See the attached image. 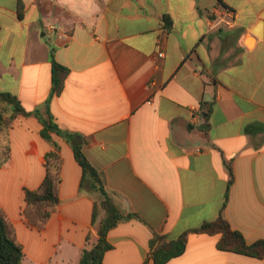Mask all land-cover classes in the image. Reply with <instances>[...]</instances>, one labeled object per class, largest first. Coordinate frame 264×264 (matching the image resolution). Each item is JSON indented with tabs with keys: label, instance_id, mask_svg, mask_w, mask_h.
Here are the masks:
<instances>
[{
	"label": "crops",
	"instance_id": "1",
	"mask_svg": "<svg viewBox=\"0 0 264 264\" xmlns=\"http://www.w3.org/2000/svg\"><path fill=\"white\" fill-rule=\"evenodd\" d=\"M0 0V91L26 111L51 89L49 50L69 73L49 103L58 127L81 138V151L124 215L108 233L102 264H143L153 233L167 240L217 219L231 163L224 215L248 244L264 240V27L252 29L264 0ZM231 27L219 28L227 18ZM236 41L226 65L227 37ZM254 37L248 48L245 40ZM162 54V56H160ZM210 108L206 121L202 113ZM34 117L0 132V208L23 246L22 264H78L97 239L104 211L71 143L53 135L63 161L59 203L42 231L20 214L24 189H36L51 145ZM247 128H250L247 131ZM72 140V141H73ZM87 237L89 240L87 241ZM218 235L189 234L167 264H264L219 251Z\"/></svg>",
	"mask_w": 264,
	"mask_h": 264
},
{
	"label": "trees",
	"instance_id": "2",
	"mask_svg": "<svg viewBox=\"0 0 264 264\" xmlns=\"http://www.w3.org/2000/svg\"><path fill=\"white\" fill-rule=\"evenodd\" d=\"M23 14L24 6L22 1L18 0L17 17L19 20L23 18ZM49 61L51 64V89L42 107L26 111L16 96L0 91V132H7L17 116L34 117L42 126L41 138L51 145V150L43 156L44 178L36 189H24L23 205L20 209L26 226L37 231L45 229L59 203L63 161L60 155V146L53 139V135L65 139L67 143H71L73 140V135H69L58 127L49 109L51 98L61 93L69 70L55 61L53 48L49 50ZM209 111L210 108L202 113L205 126ZM249 130L250 128H247V131ZM71 148L76 162L82 169L81 188L88 182L91 189L99 194V203L93 210V224L96 221V209L100 207L104 211V217L97 228V239L90 248L85 247L82 250L78 264H102L105 252L112 248L107 240L109 231L120 222L131 218L138 219V216L122 213L105 192L100 175L87 160L81 147L71 145ZM8 158L9 145L7 143L1 150L0 165ZM226 167L229 178L223 205L217 219L204 222L199 227L186 231L173 240H167L165 236L153 233L149 251V260L152 261V264H167L170 260L181 256L185 252L189 234L218 235L216 247L219 251L257 259L264 258V240L248 244L243 235L231 227L224 215L234 179L231 163H226ZM24 256L23 246L17 240L15 229L0 208V264H22ZM143 264H148L147 260Z\"/></svg>",
	"mask_w": 264,
	"mask_h": 264
},
{
	"label": "water",
	"instance_id": "3",
	"mask_svg": "<svg viewBox=\"0 0 264 264\" xmlns=\"http://www.w3.org/2000/svg\"><path fill=\"white\" fill-rule=\"evenodd\" d=\"M263 27H264V11L260 13V20L258 21V23L255 25V27L252 29V35L256 38H262L263 37ZM254 37H248L245 40V45L248 48H251L253 46V42H254ZM247 40H249V42H247ZM82 144L81 138L77 137L75 138L72 142L71 145L72 146H80Z\"/></svg>",
	"mask_w": 264,
	"mask_h": 264
},
{
	"label": "rangeland",
	"instance_id": "4",
	"mask_svg": "<svg viewBox=\"0 0 264 264\" xmlns=\"http://www.w3.org/2000/svg\"><path fill=\"white\" fill-rule=\"evenodd\" d=\"M225 45H224V47H225V55H224V57L222 56L221 57V59H223L224 61V63L226 64V65H228V64H230V63H234L235 62V58H236V54H235V52H236V41H235V38L233 37V36H229V37H227L226 38V40H225ZM93 244L92 243H90V245L89 244H87V246L86 247H88V248H90L91 246H92Z\"/></svg>",
	"mask_w": 264,
	"mask_h": 264
},
{
	"label": "built area",
	"instance_id": "5",
	"mask_svg": "<svg viewBox=\"0 0 264 264\" xmlns=\"http://www.w3.org/2000/svg\"><path fill=\"white\" fill-rule=\"evenodd\" d=\"M223 14L227 16L224 18L223 16L218 19V25L220 27L226 28L231 27L234 22V14L231 10H223ZM162 56V54H160Z\"/></svg>",
	"mask_w": 264,
	"mask_h": 264
},
{
	"label": "bare ground",
	"instance_id": "6",
	"mask_svg": "<svg viewBox=\"0 0 264 264\" xmlns=\"http://www.w3.org/2000/svg\"><path fill=\"white\" fill-rule=\"evenodd\" d=\"M247 42H249V40H247Z\"/></svg>",
	"mask_w": 264,
	"mask_h": 264
}]
</instances>
